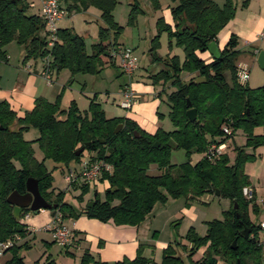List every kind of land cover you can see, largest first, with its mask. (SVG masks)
Instances as JSON below:
<instances>
[{
	"label": "trees",
	"instance_id": "16d2710c",
	"mask_svg": "<svg viewBox=\"0 0 264 264\" xmlns=\"http://www.w3.org/2000/svg\"><path fill=\"white\" fill-rule=\"evenodd\" d=\"M117 1L66 0L69 8L86 9L94 5L100 10L104 25L99 27L97 42L88 53L83 37L69 28H57L49 46L40 13H27L29 4L23 0H0V62L8 59L4 46L16 41L24 46L23 62L46 57L52 73L62 68H68L72 74L99 73L115 63L117 38L122 29L112 15ZM172 1L173 24H164L161 19L158 23H162L163 30L183 48L184 59L180 63L175 55L160 58L163 66L150 78L154 84L161 81L164 86L174 88L166 93L173 130L158 129L148 133L133 119L108 118L96 93L89 98L84 110H80L75 101L61 108L62 90L53 101L37 97L33 107L22 117L16 116L6 100H0V242L17 235L21 238L4 250L2 255L8 253L9 256L0 264H25L19 251L30 246L29 240L25 241L30 230L21 217L29 209L23 208L19 218H14L13 206L6 198L12 191L25 193L28 177L37 180L40 194L56 205L49 209L52 215L59 212L63 223L85 216L117 226H138L152 214L156 203L164 205L168 198L183 196L187 201L199 200L205 193L216 195L218 190L217 196L230 200V208L223 212L222 219L205 222L204 234L189 227L184 235L188 242L182 247L184 255L178 251L179 241L174 240L162 249L158 263L145 257L144 246L139 245L132 259L123 257L107 263L86 250L79 257V264H264L262 243L257 238L260 228L252 223L248 214L251 203L258 211L255 192L252 199L243 195V188L251 185L244 165L255 159L246 148L255 149L264 144V84L250 88L246 81L239 79L234 63L238 41L233 33L217 58L205 62L199 56L207 50V44L217 42L219 30L234 17L235 8L230 0L222 6L213 0ZM151 3L158 6V0ZM137 9V3H133L130 22ZM151 51H154L153 46ZM226 70L231 72L230 84L224 75ZM182 71L193 76L184 80ZM196 77H204L205 81L194 82ZM189 108L196 110L194 121L186 115ZM118 124L121 127L114 132ZM31 127L38 135L28 140L23 133ZM257 127L261 132L255 134ZM224 128L229 133L224 132ZM238 128L243 130L246 139L242 147L236 148L232 163L226 151L213 157L208 155L212 144H227ZM155 141L159 143L157 147L152 146ZM34 142L43 154L41 160L34 155ZM172 147L183 149L186 155L196 152L202 156L194 163L171 164ZM77 151L79 153L75 154ZM47 159L54 163L52 170L44 164ZM84 159L104 161L111 166V171H102L97 180L106 184L103 195L95 190L91 205L78 209L64 200L62 191L54 190L52 171L66 168L76 173ZM70 164L74 166L71 170ZM150 164H156L157 174L147 172ZM78 183L75 180L68 187L79 188L82 195L93 182ZM244 229L249 231L247 236L242 234ZM69 243L62 245L63 252L73 257ZM202 247L200 254L198 250ZM45 260V264H54L48 256Z\"/></svg>",
	"mask_w": 264,
	"mask_h": 264
},
{
	"label": "rangeland",
	"instance_id": "374dc122",
	"mask_svg": "<svg viewBox=\"0 0 264 264\" xmlns=\"http://www.w3.org/2000/svg\"><path fill=\"white\" fill-rule=\"evenodd\" d=\"M23 1L29 4L27 13L38 12L37 8L41 5V0ZM213 1L222 6L226 0ZM230 1L235 8V14L227 27L222 28L217 33V44L221 46L226 41L227 35L225 31H228L232 25L235 26L238 52L234 63L238 74L241 71L249 72V78L245 83L248 87L255 88L264 84V69L259 67L257 62L259 52L264 51V37H259L261 33H264V0ZM133 3H137L138 9L130 22L129 15ZM173 4L174 1L172 0H158V6L154 7L151 0H118L112 10V15L114 21L122 26V29L117 38L118 49L115 50L114 65L105 66L99 73L94 74L82 72L72 74L68 68L59 70L56 85L60 84L61 81L65 85L61 93V108H66L71 101H75L79 109L84 110L87 108L89 98L96 93L103 110H106L108 114L112 113L115 116L121 114L125 117L127 114L130 115L131 111L120 108V91L123 85L131 82L132 87L137 88L136 90L140 93L150 95L149 103L145 104L141 110V123L137 122L138 125L148 133H154L158 129L163 131L173 130L174 126L168 116L169 106L166 100V93L174 88L167 85L164 86L161 81L154 84L150 78V75L162 68L163 65L160 58L175 55L180 63L184 59L183 48L177 45L173 38L169 37L168 31L163 30L162 23H158L159 19H161L164 24H171L170 8ZM60 5L64 14L55 22L56 27L69 28L81 35L86 51L90 53L91 45L97 42L99 27L104 25L100 18V10L94 5H90L86 9L69 8L66 0H60ZM154 39L156 42L153 44ZM152 46L154 51H151ZM125 48L131 49L137 59V68L132 76L125 74L119 65L120 54L118 53ZM4 49L7 51L10 65L22 63L21 59L24 55L23 45L18 44L16 41H10L4 46ZM27 61L29 65L36 61L37 67H40L42 62L40 58L35 60L28 59ZM0 64H3V62ZM224 75L226 81L230 84L232 82L230 70H226ZM192 76L193 74L186 71L181 72V77L184 80H188ZM53 79H55V76ZM60 90L61 87L57 85V91L54 93V96L56 94L55 98L60 94ZM141 101L146 102L144 99ZM260 132V127L254 129L255 134ZM37 135L38 131L33 127L23 133V136L28 140H33ZM245 139L246 136L243 130L238 128L234 132L232 139L228 141L226 155L230 163L235 159L236 148L242 147L245 144ZM33 144H35L36 150L41 152L38 145L35 142ZM246 151L255 155L254 160L245 163L244 170L249 176L250 187L253 189V196L255 192V203L258 207V211H255L253 204H249L248 214L252 223L258 226L264 213V144L255 149L246 148ZM201 156L202 154L196 152L186 155L183 149L172 147L169 153V160L171 164H180L186 161L194 163ZM44 164L49 170L54 167V163L48 159L44 161ZM73 168L74 166L70 164L69 169ZM147 172L152 175L157 174L156 164H150ZM67 174L68 170L66 168L63 171L55 168L52 171V186L56 192L62 191L64 200L73 207L83 208L93 198L95 190L98 191L100 196L103 195L105 183L93 182L90 184V188L81 195L79 188L68 187L69 185L65 178ZM193 207L199 208L205 214L204 218L206 220L213 218L222 219L223 212L230 208V200L227 197L205 193L202 195L201 200L187 201L183 196H179L168 198L164 205L156 203L151 216L149 215L145 219L147 223L145 224V221L141 223L146 225L145 231L150 233V235L155 232L153 245L144 246L142 254H146L147 257L152 256L158 263L162 254L160 242L167 244L178 240V251L184 255L182 247L183 245L187 246L188 242L184 238L185 220L183 217L190 215ZM47 211L50 210L40 209L37 213L29 210L22 215L21 221L36 227L39 222L44 223L43 220L45 219H43V216L48 215ZM257 238L262 243V254L264 256L263 230L258 229ZM203 250L204 247L200 248L198 253L201 254ZM19 253L24 256V261L28 264H33L34 262L45 264L47 256L54 261V264H69L67 259L73 261L75 258V255L73 257L65 255L63 246L58 242L51 241V235L46 232L37 233L35 241L31 242L28 248H22ZM3 261L4 257L0 255V263ZM75 264H79V258Z\"/></svg>",
	"mask_w": 264,
	"mask_h": 264
},
{
	"label": "crops",
	"instance_id": "0c3cea01",
	"mask_svg": "<svg viewBox=\"0 0 264 264\" xmlns=\"http://www.w3.org/2000/svg\"><path fill=\"white\" fill-rule=\"evenodd\" d=\"M37 11L38 13H40V6L37 8ZM229 22L227 23V25L229 24ZM171 24H173V21L171 22ZM227 25L224 28H226ZM234 27L235 26L232 25L231 27H229L228 31H225V34L227 35L226 41L230 34H235ZM259 37L263 38L264 36L261 37L259 35ZM226 41L221 46H218L216 42L219 50L223 48ZM5 52L7 53L6 50ZM199 56L205 62H209L213 59L212 54L208 50L199 53ZM8 61L9 60L7 59L6 62L0 64V100H6L9 103L10 108L16 113L17 117H22L26 111L30 110L33 107L35 98L37 97H43L49 101H53L56 96V94L54 96V93L57 91V85L61 87V90L63 92L65 85L62 83V81L60 82V84L56 85L58 72L53 73L52 82L50 84H47L45 79L40 75V72L44 66V61L42 59L40 67L36 66L37 63L35 61L30 65L29 68H27V65H29L28 61L23 62L21 59L22 63L16 65H10ZM54 76L55 79H53ZM125 85L130 86L132 89H134L138 95L137 101L133 103L130 109L122 108L124 110L131 111L130 115L127 114L125 117L131 116V119L135 120L138 123H141V110L145 104L149 103L148 101H150V95H148L147 93H140L138 90H136L137 88L132 87L131 82H127V84ZM125 85L122 86V89L120 91L121 100L122 90ZM85 96L87 97V95ZM143 99L146 100V102L141 101ZM104 112L108 118L124 117L121 114L117 116L112 113L108 114L106 110H104ZM34 145L35 144L32 145L35 150L34 155L38 160H41L43 154L42 152L37 151ZM201 199L202 196L199 198V200ZM47 214L48 215L43 216V219H45L43 220L44 223L42 224V222H39L36 227L30 226L29 224L25 223L30 230V234L25 239V241L29 240V244L35 241L37 233L46 232L50 234V232L46 230V226L51 221L52 211H47ZM204 217L205 214L199 208L193 207L191 214L183 217V219L185 220L184 233H186L189 227H193L197 233L204 234L206 230L205 222L208 221ZM146 223L147 221H145V224ZM64 224L71 230L69 251L75 255L73 261L71 259H67L69 264H75V262H77V259L86 250L91 252L96 259L107 263H113L114 261L120 260L123 257L132 259L135 257L139 245H143L145 247L152 246L155 237V232L153 233V235H150V233L145 231L146 225L144 223V225L140 224L138 226H117L112 224L111 222H101L97 219L79 216L77 219H68L64 221ZM51 241H53L52 237ZM45 242L48 243L46 240ZM167 244L160 242L159 245H162L163 249ZM144 256L147 257L146 254ZM2 257H4L5 260L8 257V253L3 254ZM22 257L24 261V256ZM148 258L156 262L152 258V256Z\"/></svg>",
	"mask_w": 264,
	"mask_h": 264
},
{
	"label": "built area",
	"instance_id": "2783aa9c",
	"mask_svg": "<svg viewBox=\"0 0 264 264\" xmlns=\"http://www.w3.org/2000/svg\"><path fill=\"white\" fill-rule=\"evenodd\" d=\"M64 12L61 8L59 0H42L40 5V15L42 16L45 24V30L48 33L49 42L48 45H52L54 40V33L57 29L55 22L63 16ZM261 37L264 36V33L260 34ZM116 54V53H115ZM120 54V68L122 71L131 76L136 70V56L133 54L132 50L125 48L119 51ZM44 66L40 72V75L45 79L47 84L52 82V70L49 66V59L43 58ZM30 65H27L29 68ZM249 78L248 71H241L239 73V79L241 81H247ZM138 99V95L134 89L130 86L125 85L122 90V100L119 103V106L124 109H130L133 103ZM224 132L229 133V130L224 128ZM227 144L221 143L219 145L212 144L208 155L213 157L217 156L226 151ZM71 170V169H70ZM102 171H111V166L104 161H94L91 162L89 159H84L79 164V171L73 172L69 171L66 175V181L70 185L73 181H78L79 183H91L97 181L100 177ZM78 175V176H77ZM78 183V184H79ZM243 195L247 199L253 198V189L250 186L243 188ZM259 228L264 231V216L259 221ZM46 230L50 232L53 240L58 242L61 245H65L69 242L71 236V230L61 221V215L59 212H54L50 223L46 226ZM21 238L17 235L14 239H8L6 241L0 242V255L4 252L5 249L12 246L16 241H20Z\"/></svg>",
	"mask_w": 264,
	"mask_h": 264
},
{
	"label": "water",
	"instance_id": "95a60500",
	"mask_svg": "<svg viewBox=\"0 0 264 264\" xmlns=\"http://www.w3.org/2000/svg\"><path fill=\"white\" fill-rule=\"evenodd\" d=\"M207 50L212 54L213 58H217L221 50L218 49L217 44L215 42H210L207 44ZM257 62L259 67L264 69V51H260L258 54ZM205 81L204 77H196L194 82H202ZM189 83V82H187ZM189 104V103H188ZM186 115L190 121H194L196 118V110L195 108H189L186 111ZM121 124H118L114 130L117 132ZM159 143L155 141L152 146L157 147ZM77 151L75 154H78ZM26 192L23 194L18 193L17 191H12L6 198L7 202L13 206L12 215L14 218H19L20 213L23 208H28L30 211L37 213L40 209H52L56 208L55 204L49 203L41 194L38 188V182L33 177H28L26 182ZM216 195H219V191H215ZM91 205V202L88 203ZM248 229H244L242 234L244 236L248 235ZM235 241L232 243V247H234Z\"/></svg>",
	"mask_w": 264,
	"mask_h": 264
}]
</instances>
